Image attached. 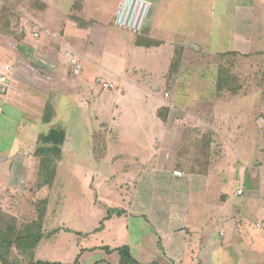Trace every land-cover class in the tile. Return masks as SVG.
I'll list each match as a JSON object with an SVG mask.
<instances>
[{
    "label": "crops",
    "instance_id": "obj_1",
    "mask_svg": "<svg viewBox=\"0 0 264 264\" xmlns=\"http://www.w3.org/2000/svg\"><path fill=\"white\" fill-rule=\"evenodd\" d=\"M143 1L147 3V7H152V13H158L156 8L160 0ZM86 2L87 0H38V4H33L27 0H0V9L7 6L15 14V20L8 21L7 25L0 28V75H9V79L0 84V200L12 197L13 194H6V191L17 190L14 182H22L31 191L30 184L35 183L38 176L39 160L36 152L41 147L51 145L40 141L39 137L46 135L51 129H60L64 133V139L60 145L54 179L59 174L77 175L89 184L99 177L114 176V171L110 167L108 169L107 164L120 170L116 162L125 161L128 162L124 165L126 171L135 169L132 177L128 179L133 192L131 196H127L129 201L126 208H107L105 214L97 212L99 216L93 231L101 235L98 242L91 241L88 235L82 236L84 231L74 230L64 224L48 225L44 221L42 231L45 235L35 246L34 260L72 263L77 259L78 264H119L116 251L108 252L103 247L113 249L126 245L131 255L141 263L157 261L159 264H177L189 260L191 263L198 261L204 264L209 254L207 247L216 246L213 244L211 232L207 230L210 227L203 224L206 223L203 219H211L213 212L207 211L209 208L206 201L198 197V206L193 214H186L185 209L191 208L189 206L192 204L189 192H198L199 196H203L206 184L213 182L215 177L218 179L221 172L226 174L225 169L214 171L211 148L208 154V148L206 149L207 164L202 166L201 171L185 168L187 158L182 152V130L175 127L174 122L169 124L174 104L171 103L174 88L167 89V86L170 81L172 85L171 78L176 80L178 77L176 74L171 78L168 76L170 70L174 72L178 65L173 63L171 67L164 66L160 73L151 71L148 65L147 68L138 65L141 60L152 59L146 58L150 54L162 58L164 62H175L180 54L177 46L183 51L195 53L203 47L191 40H186L182 46L181 42L174 41V37H156L154 28H143L144 16L139 27H131L118 22L116 15V25L129 30H119L114 26L109 28L99 17L86 11ZM223 3L229 6L227 10L234 23L228 28L233 36L235 34L240 40L244 38L245 45L250 48L243 52L252 51L253 45L256 46L255 51L258 54L264 51V0H223ZM8 26L14 28L3 33ZM34 32L36 36L33 35ZM57 34L59 37H56ZM7 38L13 43H7ZM107 39L109 47L105 49ZM61 50L64 51L66 60L64 69V62L58 63ZM229 51L226 49L223 52ZM71 60L76 65L75 72ZM6 66L7 70L4 69ZM98 69L117 71L110 73V77L95 76L92 80L87 79L86 74L89 71ZM79 75L82 79L73 78H78ZM99 78L112 82L113 86L102 87L97 81ZM142 93L144 102L153 97L158 100L150 103L154 105L150 110L140 112L135 103ZM237 96H240L238 92L230 99L236 103L234 99ZM256 96L259 103H264L262 95ZM46 104H50L53 111L51 119L43 122L41 117ZM164 110L166 113L163 117ZM125 111H131L137 127L128 130V141L122 145L116 137L108 139L106 131L111 135L110 131L120 129ZM258 111L260 113V107ZM75 120L77 122L73 123ZM12 122L13 127H10L9 123ZM78 126L83 130L86 142L70 146L74 142H70L72 130ZM225 127L227 134H230L231 128L228 130L229 126ZM150 129H153V139L148 137ZM103 131L106 146L98 155L95 141ZM260 132L264 135V132ZM234 140H228V143ZM175 141L178 146L176 145L177 149L172 153L170 150ZM69 151L72 155L76 152L77 162L72 163L75 160L73 156L72 161L64 163L66 155L70 156ZM253 155L254 152L241 154V157L244 156L242 161ZM86 164L89 168L81 169L87 167ZM244 167L249 171H243L240 175L249 173L255 178L253 185L257 189L249 183L248 201L238 208L234 206L231 211L228 208L220 211L219 208L224 207L229 200L224 191L226 184L221 183L219 200L216 202L220 206L213 216L217 224L230 222V226L226 227H232L233 235L236 231L234 243L237 242V245L233 246V251L238 250L237 253L241 254H245L241 249L244 242L238 232L241 235L247 234V225L251 226L254 219L256 234L253 235L256 237L252 240L253 235H246L245 238L251 241L252 248L245 256L250 264H263L264 249L261 248L264 244V233L259 236L257 233L264 231L261 228L264 225V160L256 158L252 164ZM223 168H226L225 165ZM174 169H179L182 175L174 176ZM115 174H119V171H115ZM242 176L237 173L236 179L230 178V185L246 183V178ZM12 178L14 182H10ZM45 186L36 189L35 193H40ZM109 186L110 184L102 189L94 187V193H106L111 188ZM237 187L243 190L241 186ZM182 190H186L183 192V199L180 195ZM21 191L24 197L28 195L23 189ZM237 191L235 190V194L244 193ZM2 209L8 211L4 207ZM130 218L138 221L139 233L133 241L130 239ZM47 232H51L50 235ZM218 235L223 239L224 232L221 230ZM221 241V246L225 248L234 245L230 243L232 239L225 242L226 244ZM69 246L73 248L69 261L62 257L57 260V252L64 256Z\"/></svg>",
    "mask_w": 264,
    "mask_h": 264
},
{
    "label": "rangeland",
    "instance_id": "obj_2",
    "mask_svg": "<svg viewBox=\"0 0 264 264\" xmlns=\"http://www.w3.org/2000/svg\"><path fill=\"white\" fill-rule=\"evenodd\" d=\"M27 1L28 3L38 4V0ZM122 1L126 2L127 0H87L86 11L99 17L100 20L108 24L107 26H109V28L114 26L119 30H129L121 28L115 23V11ZM135 1L136 0H129V5L127 7L130 9L134 8ZM4 7L8 9V21L11 22L15 20L13 11L7 6ZM148 7L143 18V28L151 26L150 28H154L156 37L159 38L161 36L163 39L174 37V41L178 43L181 42L182 46L185 45L186 40H191L203 47L201 50H196L195 53L193 51H183L177 46L180 54L175 58V62H171L172 64L167 60L164 62L160 57H154L153 54L146 57L152 59L148 58L145 61L141 60L138 62V65L146 68L148 65L151 71L157 73H160V70L164 69V66L167 67L170 65L171 67L173 63L176 66L178 65V68L174 72L170 70L171 73L169 74L170 76H168L171 78L173 74H176L178 77L176 80L171 78L172 85H170V81L169 86H167V89L172 90V88H174L171 95V103L174 104L169 118V124L172 125V122H174L175 127H179L182 130L181 143L184 145L182 152L186 154L187 158L185 168L191 169V171H201L203 169L202 161L206 156L204 149H207L205 147L208 146L207 154L211 148L214 171H220L222 168L225 169L224 171L226 173L222 174L221 172L218 179L215 177L213 182L206 184L207 188L203 196H199L198 192L195 194L194 191H190L192 204L189 207L191 208L185 209L184 206L183 208L186 214L190 213L191 215L198 206L196 202L197 197L198 199L203 198L209 208L207 211L210 210L215 216L218 209L217 207L220 206V203H216L219 200L221 192L219 186L221 183H225L226 189H224V191L229 196V200L225 203L226 205L224 207H220L219 209L220 211H224L228 208V211H231L234 206L238 208L248 201L247 192H249L248 190L250 189L248 186L249 183L251 186H255L253 185L255 178L251 177L249 173H245L244 176L240 175L243 171H249V169H245L244 166L252 164L253 160L256 158L260 161L264 160V150H261L264 149V135L260 132H264V110H262L264 103H259L258 96H256L262 95L264 98V51L258 54V51H255L256 46L253 45L252 51L243 52L250 48L245 45L244 38L240 40L235 34L233 36V32L228 28V26H232L234 23L227 10L229 6H225L223 0H160L156 8L158 10L156 15L152 13V7ZM93 10L95 12H93ZM8 28L13 29L14 27L8 26ZM10 35H12V33H10ZM56 37H59V35L57 34ZM6 41L7 43H13L12 40L8 38ZM108 47L109 43L107 39L105 49ZM226 49L230 51L226 53L223 52ZM64 56V51L61 50L58 63L64 62V65H62L63 69L64 67L66 68ZM218 66L231 67V73L238 77V83L241 86L238 94H240L241 97L237 96L234 99L236 103L230 99L232 95L228 91H215L214 84ZM4 69L7 70V66ZM110 71L104 69L89 71V73L86 74L87 79L92 80L95 76L103 78L110 77V73L117 71V69L112 70V72ZM2 75L9 76L8 74ZM73 78L75 80L82 79L81 75H79L78 78ZM244 95L247 97H244ZM248 96L253 97L248 98ZM143 98L144 94L142 93L139 100L135 103L140 112H142L141 110H150L154 107V105H150V103L158 100L157 97H153L149 99V101L144 102ZM259 107L260 113L258 111ZM123 117V123L120 129L110 131L111 135L106 131L108 139L116 137L118 142L120 141L119 143L122 145L128 141V130L137 127L136 119L133 118L131 111H125ZM75 122H77V120L73 121V123ZM13 124V122L9 123V126L13 127ZM226 124L229 126L228 130L231 128L230 134L226 132ZM237 126L240 127L238 128ZM120 131L122 132V136H120ZM72 133L73 135L70 142H74L70 143V146L76 143L81 144L86 142V138L80 126L72 130ZM148 137L149 139L154 138L153 129H150L148 132ZM159 139H162V137H159ZM228 140H234V142L228 143ZM95 142L97 145V154L99 155V153L103 152L104 146H106L104 142V131L98 136ZM109 143L111 144V142ZM128 145L131 146V144ZM176 145L178 146L175 141L170 152L173 153V150L177 149ZM253 152L254 155L251 158L246 157V160L242 161L244 156L241 157V154ZM82 154L84 155V153ZM69 155L72 157L70 158V156L66 155L64 163L65 161H72L73 156L75 160H73L72 163H75L76 152L72 155V152L69 151ZM116 163L121 171L115 169L113 166H109V164L106 165L107 168L110 167L114 171V176L112 177H99L98 179H93V182L88 184L83 182L84 180L81 178L79 179L77 175L66 176L65 174H59L57 178L55 177L56 179L53 178L52 183L46 185L38 194L35 193V189H31L32 191L29 192V187L27 185L24 184V186L22 182L16 183L12 178L10 182H14V187H17V190L6 191V194L13 195L11 198L0 200V208L4 207L8 209V212L17 215L20 223H25L31 218L36 217L37 212L34 205L39 203L42 199H45L43 222L45 221L48 225L64 224L74 230L84 231V233H81L82 236L88 235L91 241L98 242L101 235L99 232L94 233L93 231V227H96L97 224L96 219L99 216L97 212H104L105 214L107 208H126L128 206L127 202L129 201L127 196H131L133 192L131 182H128V179L132 177L131 174L135 169L130 170L128 168L129 170L126 171L127 168L124 165L128 162L117 161ZM224 165L226 168H223ZM86 166L87 167H81V169L89 168V165L86 164ZM115 171H119V174H115ZM237 173L238 176L246 178V183L242 182L241 184L240 182V184L233 183L230 185V178H233V180L234 178L236 179ZM125 174H127V176ZM127 182L129 185H127ZM108 184H110L109 187L111 188H109L108 192H105L109 193L107 194L109 196H107L106 193H94V187H96V189H102ZM237 185L241 186L243 190L238 188ZM10 186L11 188L13 187L11 184ZM30 186L33 188L35 184L32 183ZM256 187L257 186H255V188ZM22 189L28 194H25V197L23 195L24 193L21 191ZM238 189L244 191V193L241 195L235 194V190L237 191ZM217 190L218 192H216ZM184 191L186 190H182V193H180L182 199L185 198ZM20 195L23 197H20ZM137 207L140 208V205ZM223 213L224 212L221 214L224 217ZM213 215L211 219H203V221L206 222L203 224L210 227L207 230L211 232L213 244L216 245L207 247V253L209 254L208 257L205 258L206 263L204 264H250L246 261L247 256L245 255L249 254L248 251L252 248V243L249 239L246 240L245 237L248 233L250 235L256 234V230L253 227L254 219H252L253 223L251 226L249 224L247 225L248 228L246 229L249 231L247 234L241 235V233L238 232L240 238L244 242V246H242L241 249L245 254H241L237 253L238 250L234 249L233 251V246L235 247L237 245V242L234 243L236 231L234 232L235 235H233L231 230L232 227L230 229L226 227V225L230 226V222L228 224H217ZM137 222L138 221L134 218L129 219L131 241L138 237ZM246 223L247 222H245V225ZM242 224L244 225V223ZM261 228L264 229V225ZM221 230L224 232L223 239H220L218 235ZM262 232L264 233V231H259L257 236ZM254 237H256V235H253L252 240H254ZM231 239L232 241L230 242L229 240ZM221 240H223V243L230 242L231 244L234 243V245H232L231 248H225L221 246ZM68 249L67 252H64V256L59 255L57 252L56 257L58 258L56 259L59 260L62 257L65 261H69L73 255V248L69 246ZM261 249H264V244ZM225 255H227V257L224 258ZM81 258L83 261H86L83 256H81ZM177 264H202V262L198 263V261H196L195 263H191L187 260Z\"/></svg>",
    "mask_w": 264,
    "mask_h": 264
},
{
    "label": "trees",
    "instance_id": "obj_3",
    "mask_svg": "<svg viewBox=\"0 0 264 264\" xmlns=\"http://www.w3.org/2000/svg\"><path fill=\"white\" fill-rule=\"evenodd\" d=\"M8 9L1 7L0 9V28L8 23ZM9 28L6 29V33ZM231 68V67H230ZM229 67L218 66L215 77V91H228L235 95L239 89L238 77L231 73ZM52 107L46 104L41 120L48 122L52 116ZM166 111L164 110L163 117ZM64 139V133L60 129H51L46 135L40 136L39 140L50 146L41 147L36 152L38 157V176L34 183L35 187L31 189H39L44 185L52 183L55 175L56 161L60 156V145ZM205 148H208L206 146ZM206 149H204V153ZM207 159L202 161L203 165L207 164ZM32 191V190H31ZM36 217L31 218L25 223H20L17 215L5 211L0 208V264H78L77 259L72 263H61L57 261L34 260V249L36 244L44 237L42 231L43 215L45 212V199L34 205ZM115 210V209H113ZM118 213L120 212L117 211ZM51 232H47L50 235ZM106 251H116L119 255V264H159L157 261L141 263L137 261L130 253L128 246H118L113 249L103 247Z\"/></svg>",
    "mask_w": 264,
    "mask_h": 264
},
{
    "label": "built area",
    "instance_id": "obj_4",
    "mask_svg": "<svg viewBox=\"0 0 264 264\" xmlns=\"http://www.w3.org/2000/svg\"><path fill=\"white\" fill-rule=\"evenodd\" d=\"M128 5L129 0H127L126 2H120L116 10L117 21L127 26L139 27L141 23V18L145 14L147 3L143 0H136L135 5L133 6L134 8L131 9L127 7ZM33 35L36 36V32H34ZM71 63L73 65V71L75 72L77 70L76 65L73 60H71ZM8 79L9 78L6 75H1L0 84L5 83ZM97 81L104 88H111L113 86L112 82L106 81L102 78H99ZM166 95L167 94H165V96ZM172 174L174 176H181L182 172L179 169H174L172 170ZM237 193H241V190H238Z\"/></svg>",
    "mask_w": 264,
    "mask_h": 264
}]
</instances>
